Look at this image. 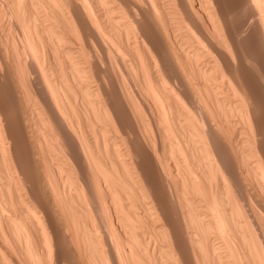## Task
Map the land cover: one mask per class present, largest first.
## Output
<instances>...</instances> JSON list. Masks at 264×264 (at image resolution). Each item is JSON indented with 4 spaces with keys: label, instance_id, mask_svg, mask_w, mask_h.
<instances>
[{
    "label": "bare ground",
    "instance_id": "bare-ground-1",
    "mask_svg": "<svg viewBox=\"0 0 264 264\" xmlns=\"http://www.w3.org/2000/svg\"><path fill=\"white\" fill-rule=\"evenodd\" d=\"M239 34L264 74V0H0V264H264Z\"/></svg>",
    "mask_w": 264,
    "mask_h": 264
},
{
    "label": "rangeland",
    "instance_id": "rangeland-1",
    "mask_svg": "<svg viewBox=\"0 0 264 264\" xmlns=\"http://www.w3.org/2000/svg\"><path fill=\"white\" fill-rule=\"evenodd\" d=\"M226 3L228 2H230V1H232V0H224ZM237 38H238V43L240 42V44H239V46H241L240 47V50H241V55H242V59H244L245 58V60H243V62H245V64H246V66H247V68H246V66H245V64L243 63V70H245V71H247V80H246V86L248 85V88L249 89H253V90H255L254 92L255 93H260V96H262L263 98H264V74L262 73V71H260L259 69V67H260V64H261V62L262 61H260L261 59L260 58H258L255 54H256V52H255V50L253 51L252 49V45H249L250 43H247L246 41H245V35H243V34H239V36H237ZM239 40H241V41H239ZM243 42V43H242ZM242 48V49H241ZM243 49H244V52H245V54H243ZM246 50V51H245ZM247 54V56H244V55H246ZM244 56V57H243ZM256 60H257V62H256ZM248 61V62H247ZM252 61V62H251ZM255 61V62H254ZM247 62V63H246ZM245 66V67H244ZM245 68V69H244ZM259 71L261 72V74L259 73ZM249 72V73H248ZM251 75V76H250ZM261 76V77H260ZM251 77H253L252 79H251ZM249 78V79H248ZM263 79V80H262ZM260 80V81H259ZM249 83V84H248ZM250 83H252V85L250 84ZM259 84V85H258ZM252 86V87H251ZM259 86H261V87H259ZM251 87V88H250ZM260 89V91H257V90H259ZM263 91V92H262ZM262 93V94H261ZM263 111H262V113H260L259 114V120L262 122V123H260L261 124V127L263 126L264 127V105H263ZM261 115V116H260ZM260 134H259V136H257L258 138L257 139H259L258 141H259V149L261 150L262 148V150L261 151H264V128H262V129H260ZM262 134V135H261ZM261 142V143H260ZM261 145V146H260ZM262 147V148H261ZM261 155H262V153H260Z\"/></svg>",
    "mask_w": 264,
    "mask_h": 264
}]
</instances>
